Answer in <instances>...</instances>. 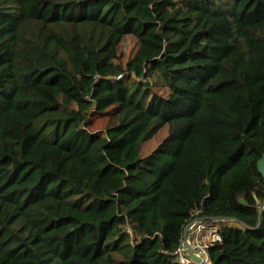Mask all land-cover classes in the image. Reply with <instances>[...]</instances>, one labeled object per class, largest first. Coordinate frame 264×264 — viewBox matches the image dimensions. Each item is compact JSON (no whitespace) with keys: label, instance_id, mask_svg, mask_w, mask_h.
<instances>
[{"label":"trees","instance_id":"16d2710c","mask_svg":"<svg viewBox=\"0 0 264 264\" xmlns=\"http://www.w3.org/2000/svg\"><path fill=\"white\" fill-rule=\"evenodd\" d=\"M263 154L264 0H0V264H264Z\"/></svg>","mask_w":264,"mask_h":264},{"label":"built area","instance_id":"2783aa9c","mask_svg":"<svg viewBox=\"0 0 264 264\" xmlns=\"http://www.w3.org/2000/svg\"><path fill=\"white\" fill-rule=\"evenodd\" d=\"M122 75H118L117 78H120ZM201 210L196 209L192 213V217L187 223L189 224L188 233L186 237V243L191 251L204 258L207 261H211L209 257L208 249L210 246L215 243L221 242L223 237L221 234V227L225 221L222 217H212V216H203L200 215ZM186 225V226H187ZM175 261L181 264H203L195 262L188 250L184 247L183 237L181 244L174 252Z\"/></svg>","mask_w":264,"mask_h":264},{"label":"rangeland","instance_id":"374dc122","mask_svg":"<svg viewBox=\"0 0 264 264\" xmlns=\"http://www.w3.org/2000/svg\"><path fill=\"white\" fill-rule=\"evenodd\" d=\"M137 47H138V40L134 35L129 34V35H126L124 37V39H123V41L119 47L121 62L123 64H126L135 55ZM155 90L158 91L160 94H166L167 93V91L161 87H156ZM110 119H112V118L107 117V116H95L93 121H91L92 123L90 125V129H92V130L104 129L107 126H109L115 122V121H110ZM166 128L167 127H165V128L163 127L160 130V132L158 133L159 135H157L152 140L146 141L144 143L143 154L149 153L152 149H154L156 147V145L165 136ZM224 223H226L227 225H230V226H234V225L238 224V222L236 220H232V219H229L228 221H225Z\"/></svg>","mask_w":264,"mask_h":264},{"label":"water","instance_id":"95a60500","mask_svg":"<svg viewBox=\"0 0 264 264\" xmlns=\"http://www.w3.org/2000/svg\"><path fill=\"white\" fill-rule=\"evenodd\" d=\"M257 167L260 173H262L263 177H264V154L259 158V160L257 161ZM263 208V206H261V209ZM261 214V213H260ZM227 219V218H225ZM232 220H236V219H232ZM188 228H189V224L185 227L184 231H183V243H184V247L188 250V253L190 254V256L192 257V259L197 262V263H203V264H212L211 261H207L204 258L194 254L191 249L188 247L187 243H186V237H187V233H188Z\"/></svg>","mask_w":264,"mask_h":264}]
</instances>
